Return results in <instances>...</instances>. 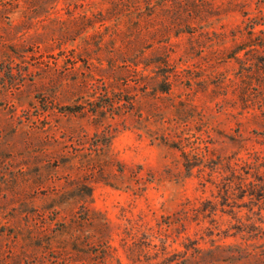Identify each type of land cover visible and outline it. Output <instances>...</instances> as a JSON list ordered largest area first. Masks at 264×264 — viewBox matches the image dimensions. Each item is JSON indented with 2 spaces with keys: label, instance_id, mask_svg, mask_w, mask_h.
<instances>
[{
  "label": "rangeland",
  "instance_id": "rangeland-1",
  "mask_svg": "<svg viewBox=\"0 0 264 264\" xmlns=\"http://www.w3.org/2000/svg\"><path fill=\"white\" fill-rule=\"evenodd\" d=\"M0 264H264V0H0Z\"/></svg>",
  "mask_w": 264,
  "mask_h": 264
}]
</instances>
